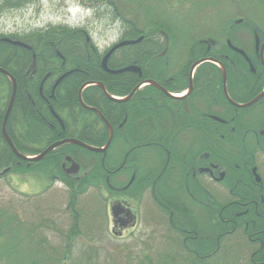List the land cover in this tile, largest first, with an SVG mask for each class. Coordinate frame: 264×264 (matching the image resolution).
Segmentation results:
<instances>
[{"label": "flooded vegetation", "instance_id": "af4514ba", "mask_svg": "<svg viewBox=\"0 0 264 264\" xmlns=\"http://www.w3.org/2000/svg\"><path fill=\"white\" fill-rule=\"evenodd\" d=\"M229 28L222 34L217 25L216 36L212 28L204 31L205 41L186 60L171 57L163 36L153 62L140 60L142 80L133 96L113 100L125 103L126 124L139 113L138 138L132 145L124 138L116 152H106L104 193L98 187L95 193L104 204V227L122 241L115 249L125 257L157 264L162 239L177 264H194V257L222 264L232 246L248 257L241 264H264V79L251 81L258 93L239 102L231 95L238 81L229 73H242L237 54L252 74L258 72L253 60L264 72V30L239 26L237 42ZM204 66L214 73H199ZM259 95L246 107L233 105Z\"/></svg>", "mask_w": 264, "mask_h": 264}, {"label": "trees", "instance_id": "16d2710c", "mask_svg": "<svg viewBox=\"0 0 264 264\" xmlns=\"http://www.w3.org/2000/svg\"><path fill=\"white\" fill-rule=\"evenodd\" d=\"M36 1L0 0V14L22 9ZM78 1L89 8L98 6L106 8V11L110 4L114 5V13L110 12L111 14L108 15H112L113 21L120 22L122 27L120 40L102 51L94 38L89 35L86 27L72 28L64 24L50 25L45 29L22 34L0 33V67L11 73L18 84L13 110L7 122V131L16 148L24 155H38L53 143L68 138L80 139L98 147L107 142L109 131L104 121L96 111L87 109L81 104L79 91L85 83L93 81L102 82L112 95L124 96L128 95L142 80L138 72L127 71L111 74L102 67L105 55L116 44L126 40H138L142 35L146 36L137 43L115 50L107 62L110 69L138 65L142 57L147 59L145 63L153 62L164 47V44H161L163 34H167L170 39L171 52L169 54L171 57L181 54L186 60L189 55H192L194 45H199V40L203 43L206 39L201 37L204 34H199L198 38L195 37L196 28L193 24L199 17L196 15H202L212 6H216L217 11L220 6L222 14L214 22L206 21V26L211 25L212 27L211 35L216 36L219 32L215 29V25L221 26L219 33L222 34L225 33L226 28L232 27L228 30L233 33V38L237 42H241L237 35L239 26L252 30L251 26L254 25L264 30V0ZM250 2L257 4L251 6ZM120 4L126 7L127 16L119 11ZM232 7L238 8L236 15H232ZM133 14L141 15L133 16ZM139 17L143 18L145 26H139ZM237 18L243 19L239 25L235 23ZM204 19L206 18L203 17ZM4 37H10V39L5 40ZM17 41L29 45L30 48L15 43ZM162 43H164L163 40ZM141 45H143L142 48H140ZM142 49L144 53L140 52ZM237 58L241 64L242 73L229 71L233 74L232 78L238 81L236 89L239 87L238 92L231 95L236 101L243 102L252 99L258 93L259 90L252 88L250 83L251 81L258 83L261 77L264 79V72H261L262 67L257 66L253 60L258 72L252 74L243 57L237 54ZM67 72L69 74L54 90L56 81ZM201 72L214 73L213 69L205 66L200 69L199 73ZM146 77L149 76L144 71L143 78ZM12 92L13 85L10 77L0 71V178H2V171L9 168L10 171L20 174L41 175L49 180L50 185L58 177L72 188L81 186L85 190L89 186H95L104 190V166L101 154H96L97 161L89 162L91 163L90 168L84 164L87 172L79 180L65 175L61 168L68 155L75 158L80 156V159V154L86 153L90 156L88 160L84 155L86 162L95 155L78 146L68 143L61 145L49 152L43 160L37 162L22 160L14 154L2 133L4 117ZM82 98L87 105L99 109L114 126L116 134L113 148L116 147L117 150L122 147L124 138L131 145L136 143L138 132L135 124L139 113H137V118L132 120L134 124H129L130 119L128 124L124 123L125 103H114L97 85H90L83 89ZM220 99L228 105L225 98L220 97ZM49 104H55L61 109V112H58L60 119L52 113ZM138 106L141 111L143 105L138 103ZM229 106L235 110L234 106L230 104ZM247 111L250 110H239V112ZM120 124L122 126H119ZM75 202V193H71L68 210L73 226L65 236L68 243L62 250L63 260L56 258L59 257V252L51 249L46 239V248L45 245H41L43 238L39 235L37 241L31 240V236H37L36 233H32V229L41 220L46 223L43 218L24 222L18 208L11 201L8 205L0 206V264H68V261H72V247L76 237L80 235L85 237L80 228L84 220L83 211L75 205ZM12 225L17 226L16 231L11 229ZM60 235L64 236V234ZM23 249L25 252L22 255ZM161 260L157 264H177L170 256L163 257ZM185 260L186 262L180 264H189V260ZM193 260L194 264H209L207 259L194 257ZM112 264H119V262L113 261ZM132 264L154 263L151 257H144L135 260Z\"/></svg>", "mask_w": 264, "mask_h": 264}, {"label": "rangeland", "instance_id": "374dc122", "mask_svg": "<svg viewBox=\"0 0 264 264\" xmlns=\"http://www.w3.org/2000/svg\"><path fill=\"white\" fill-rule=\"evenodd\" d=\"M250 3L251 6L257 4L254 2ZM81 4L83 3L81 2ZM237 9L238 8L233 7L231 13L237 12ZM114 10L115 7L112 4L109 5L106 11V8L98 6H96V8L87 9L80 6L78 0H37L34 4L24 9L5 11L6 13L3 15L0 14V33L6 35L22 34L37 29H45L50 25L68 23L71 27H86L89 35L94 38L100 49L104 50L106 47L120 40L122 35L120 22L113 21L112 15H108L111 14L110 12L114 13ZM208 10L202 15H196L199 17L196 18V23L193 24L196 28L194 34L201 32L202 29L203 31L209 30V26H206V19L203 20V17L206 18L209 14L207 12ZM119 11H121L124 16H127L126 7H123L121 4ZM140 15L141 14H133V16ZM139 21L140 27L145 26L142 17H139ZM93 157L98 158L97 156ZM9 181H12L13 185L10 184ZM45 185L46 181L39 177L33 179L30 175L19 176L17 172H10L9 176L0 179V206L8 205L11 201V203L18 208L24 222L31 220L36 221L39 218H43L46 223H43L41 220L38 225L32 229V233H36L37 236H31V240L37 241L39 235L43 238L41 245H45L46 248V240L50 239V241L47 242L50 248L59 252V257L57 256L56 258L63 260L62 250L64 245L68 243L65 236L73 226L70 212L67 210V197L68 195L70 196V189L68 190L63 183H57L55 188L48 193L36 195L33 203H29V197L21 194L39 192ZM91 191L90 194L88 193L81 197V205L79 206L83 211L84 219L81 225L85 227L88 225L91 227L93 226L94 221L91 215L96 216L98 218L97 223L101 224L102 201L98 198L95 201L93 199L94 192L92 193ZM91 227L87 228L86 233V238L89 239L90 243H83L82 238L76 240L74 252L72 253V261H68V264H107L109 258L113 260L114 257L119 256L115 247L119 246L122 241H117L104 229L99 230L101 225L99 228L94 229V231ZM11 229L16 231L17 226L12 225ZM82 233L84 234V232ZM60 234H64V236ZM42 246L40 248H42ZM166 248L167 243L165 245L164 241L160 239L157 253L159 255L167 253ZM24 252L25 250L23 249L21 251L22 255ZM48 253L50 254V252ZM114 260L116 262L119 261L118 258ZM245 260L246 254H243L241 251H233L231 254V261L226 264H234L235 262L241 264L245 262Z\"/></svg>", "mask_w": 264, "mask_h": 264}, {"label": "water", "instance_id": "95a60500", "mask_svg": "<svg viewBox=\"0 0 264 264\" xmlns=\"http://www.w3.org/2000/svg\"><path fill=\"white\" fill-rule=\"evenodd\" d=\"M137 41H128V42H123L121 44L118 45V47H121L123 45H126V44H133V43H136ZM22 44V43H20ZM117 48V47H116ZM109 57V54L105 57L104 61H103V67L111 72V73H122V72H126V71H138V68L136 66H128L126 68H123V69H120V70H110L107 66H106V62H107V59ZM0 71L3 72V73H6L10 76L11 80H12V83H13V93H12V98H11V101L9 103V107H8V111H7V114H6V117H5V121H4V124H3V135H4V138L6 139L7 143L9 144V146L11 147L12 151L21 159L23 160H27V161H39L41 159H43L51 150L55 149L56 147L62 145V144H65V143H72V144H76V145H79L81 147H84L90 151H93V152H98V153H105L106 150L108 149L111 141H112V138H113V130H112V127L111 125L107 122V120L105 119V121L108 123L109 125V128H110V131H111V138L109 139L107 145L104 147V148H97V147H93V146H90V145H87L86 143L82 142V141H79V140H76V139H66V140H63V141H59L57 143H54L53 145H51L48 149H46L43 153H41L40 155L36 156V157H26L24 155H22L18 150L17 148L15 147L13 141L11 140V138L9 137L8 133H7V129H6V123H7V120L9 118V115L12 111V108H13V105H14V101H15V98H16V94H17V81L16 79L10 75L6 70L0 68ZM64 78V77H62ZM62 78L60 80H62ZM60 80L58 82H60ZM102 89L103 91L107 94L106 90H105V86L98 82L97 83ZM136 91V89L133 91V93ZM132 93V94H133ZM131 94V95H132ZM108 95V94H107ZM262 96V95H261ZM261 96H259L257 99H255L254 101L248 103V104H245L243 105L244 107L248 106V105H251L252 103H254L255 101H257ZM130 97V96H129ZM82 104L83 101L81 100ZM94 109V108H93ZM95 111H97L96 109H94ZM99 113V112H98Z\"/></svg>", "mask_w": 264, "mask_h": 264}, {"label": "bare ground", "instance_id": "6f19581e", "mask_svg": "<svg viewBox=\"0 0 264 264\" xmlns=\"http://www.w3.org/2000/svg\"><path fill=\"white\" fill-rule=\"evenodd\" d=\"M87 9H89V7L87 6ZM8 12V11H7ZM69 74V72H67V73H65V75H68ZM17 90H18V84H17ZM79 95H80V92H79ZM82 104V103H81ZM85 108H87V109H91V108H89V107H87V106H85L84 104H82ZM49 107L51 108V110H52V113L56 116V117H58V112H61V109L60 108H58L55 104H49ZM57 142H59V141H57ZM57 142H55V143H57ZM54 144V143H53Z\"/></svg>", "mask_w": 264, "mask_h": 264}]
</instances>
